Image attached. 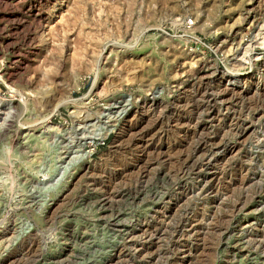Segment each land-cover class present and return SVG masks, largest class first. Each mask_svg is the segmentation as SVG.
I'll list each match as a JSON object with an SVG mask.
<instances>
[{
    "label": "rangeland",
    "instance_id": "obj_1",
    "mask_svg": "<svg viewBox=\"0 0 264 264\" xmlns=\"http://www.w3.org/2000/svg\"><path fill=\"white\" fill-rule=\"evenodd\" d=\"M0 264H264V0H0Z\"/></svg>",
    "mask_w": 264,
    "mask_h": 264
},
{
    "label": "bare ground",
    "instance_id": "obj_2",
    "mask_svg": "<svg viewBox=\"0 0 264 264\" xmlns=\"http://www.w3.org/2000/svg\"><path fill=\"white\" fill-rule=\"evenodd\" d=\"M63 1V0H62ZM91 17V16H90ZM78 21V20H77ZM82 37V36H81ZM84 38V37H83ZM90 43V42H89ZM263 43V42H262ZM230 70V69H229ZM236 70V69H235ZM234 70V71H235ZM230 72L229 71V75L226 79V82L229 85L235 84L237 83V81H239V78L241 77V75L243 73L241 72ZM237 71V70H236ZM241 80V79H240ZM52 87V86H51ZM54 98V97H53ZM221 100V99H220ZM64 103V102H63ZM68 103V102H67ZM60 105V104H59ZM58 105V106H59ZM57 107V106H56ZM55 107V109H56ZM115 119L114 122H112L107 128L106 131L107 132H115L116 134L119 133V135H123L125 132H127V128L124 127V123H125V116L127 117V115L129 114V112L132 110L133 108V104L130 100H125L122 103L119 104H115ZM114 117V116H113ZM129 120V119H128ZM196 120V119H195ZM132 124V123H131ZM122 127H124V129L120 130ZM84 158V157H83Z\"/></svg>",
    "mask_w": 264,
    "mask_h": 264
},
{
    "label": "built area",
    "instance_id": "obj_3",
    "mask_svg": "<svg viewBox=\"0 0 264 264\" xmlns=\"http://www.w3.org/2000/svg\"><path fill=\"white\" fill-rule=\"evenodd\" d=\"M98 143H100V144L103 143V139H101L100 142H98Z\"/></svg>",
    "mask_w": 264,
    "mask_h": 264
}]
</instances>
